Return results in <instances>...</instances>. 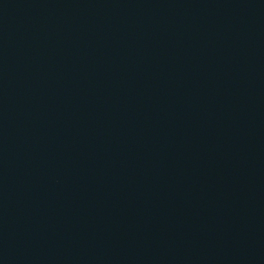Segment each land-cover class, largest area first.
I'll list each match as a JSON object with an SVG mask.
<instances>
[{
    "label": "water",
    "instance_id": "95a60500",
    "mask_svg": "<svg viewBox=\"0 0 264 264\" xmlns=\"http://www.w3.org/2000/svg\"><path fill=\"white\" fill-rule=\"evenodd\" d=\"M0 264H264V0H0Z\"/></svg>",
    "mask_w": 264,
    "mask_h": 264
}]
</instances>
